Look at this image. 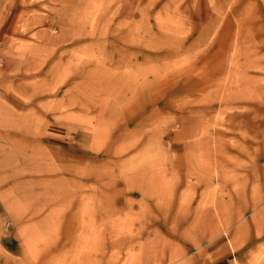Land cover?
Masks as SVG:
<instances>
[{"label":"rangeland","instance_id":"374dc122","mask_svg":"<svg viewBox=\"0 0 264 264\" xmlns=\"http://www.w3.org/2000/svg\"><path fill=\"white\" fill-rule=\"evenodd\" d=\"M18 5L0 264H264V0H0V17Z\"/></svg>","mask_w":264,"mask_h":264},{"label":"crops","instance_id":"0c3cea01","mask_svg":"<svg viewBox=\"0 0 264 264\" xmlns=\"http://www.w3.org/2000/svg\"><path fill=\"white\" fill-rule=\"evenodd\" d=\"M26 14L27 11L25 7H20V5L12 8L10 7L2 13L0 17V44L7 41V38L11 36L15 37L18 36L17 34H20L21 21L25 20ZM10 21H12V24H10ZM242 208H245V204L240 201L236 208L232 209L231 214L228 216V219L231 220L230 227L234 226L239 221V217L243 211ZM250 231L248 222L244 221L237 225L234 231L231 232L230 245L227 246L225 243V250L232 253L235 259L242 260L247 258V255H245L246 253L243 252L246 247L245 245L242 246V242H245V244L247 243V239L250 237ZM254 235V240L251 244L260 245L261 237H263L262 240L264 239V223L260 226L254 225Z\"/></svg>","mask_w":264,"mask_h":264}]
</instances>
